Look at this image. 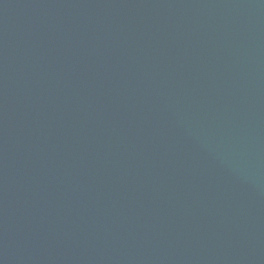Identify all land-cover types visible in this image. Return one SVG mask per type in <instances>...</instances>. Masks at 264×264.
Here are the masks:
<instances>
[{"label": "water", "instance_id": "water-1", "mask_svg": "<svg viewBox=\"0 0 264 264\" xmlns=\"http://www.w3.org/2000/svg\"><path fill=\"white\" fill-rule=\"evenodd\" d=\"M0 264H264V0H0Z\"/></svg>", "mask_w": 264, "mask_h": 264}]
</instances>
